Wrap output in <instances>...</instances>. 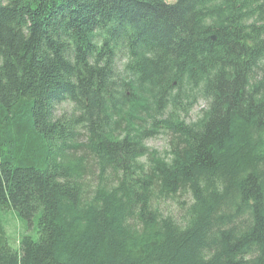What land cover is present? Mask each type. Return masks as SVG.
I'll use <instances>...</instances> for the list:
<instances>
[{
  "label": "trees",
  "instance_id": "1",
  "mask_svg": "<svg viewBox=\"0 0 264 264\" xmlns=\"http://www.w3.org/2000/svg\"><path fill=\"white\" fill-rule=\"evenodd\" d=\"M0 264H264V0H0Z\"/></svg>",
  "mask_w": 264,
  "mask_h": 264
},
{
  "label": "rangeland",
  "instance_id": "2",
  "mask_svg": "<svg viewBox=\"0 0 264 264\" xmlns=\"http://www.w3.org/2000/svg\"><path fill=\"white\" fill-rule=\"evenodd\" d=\"M200 107H202V105H200L198 108H195V110L193 111V116L199 111ZM149 146L159 151H162L165 148V141L163 138H157L155 140H152L149 143ZM3 229L8 238L9 245L13 249L18 248L19 238L24 234H28L34 239L36 238V234L33 231L34 224L32 226V231L31 228L29 231L28 223L21 221L13 211H8L4 214Z\"/></svg>",
  "mask_w": 264,
  "mask_h": 264
}]
</instances>
